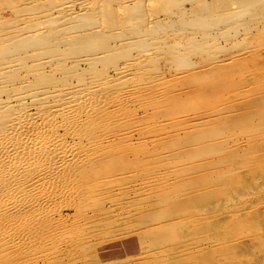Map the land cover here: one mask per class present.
Returning <instances> with one entry per match:
<instances>
[{"label": "rangeland", "instance_id": "obj_1", "mask_svg": "<svg viewBox=\"0 0 264 264\" xmlns=\"http://www.w3.org/2000/svg\"><path fill=\"white\" fill-rule=\"evenodd\" d=\"M129 1L133 7L140 2L145 23L151 19H175L169 11L172 3H179V0ZM180 1L190 13L200 0ZM206 1L221 12L224 8L220 2L231 6L237 1L233 4L236 9L240 0ZM0 8L3 17L14 15L7 6ZM77 10L81 11L79 5ZM259 19L261 23L248 33L240 28L242 33L238 31L232 37L222 38L218 31L222 37L218 38L220 43L216 48L221 46V49L212 50L213 54L218 50L217 54L197 51L191 57V64H181V71L177 68L180 63L172 59V52L157 53L159 65L154 63L153 72L141 71V76L150 79L159 75L163 86L155 88L157 91L145 87L143 92L129 95L130 99L126 98L122 106L108 103L107 122L97 126L99 129L91 127L87 132L81 124L78 128L64 124L60 132L67 134L70 142L74 140L71 138L82 137L83 146L89 139L99 140L100 134L104 142L97 152L93 150L94 156L72 162L60 174L56 173L55 178L51 176L54 182L50 178L46 180L50 189L47 201L34 204L36 207L31 205L14 217L13 213H0V231H4L0 232V264H264V114L255 116L257 121L249 125L251 130L246 124L230 121L253 111L264 98V18ZM169 30L173 31L168 28L166 33L165 30L159 33L164 36ZM124 58L120 63L128 57ZM215 64L233 65V69L221 81L215 78L221 87L210 89L208 85L213 80L205 82L195 76L213 70ZM111 68L110 74L115 75V67ZM162 97L166 102L160 100ZM103 100L105 104L106 98ZM226 121L232 125L229 127ZM219 123L227 127L223 135L214 136V129L222 127ZM71 131L74 133L69 136ZM196 132L203 136L199 138ZM207 133L208 138H204ZM191 136H197L200 142L190 141ZM217 142H224L226 150L189 156V150ZM27 198L31 196L24 197L25 201ZM38 214L39 219L35 217ZM21 219L25 220V227L12 226ZM16 233L20 235L17 237ZM5 235L9 242L3 240Z\"/></svg>", "mask_w": 264, "mask_h": 264}, {"label": "bare ground", "instance_id": "obj_2", "mask_svg": "<svg viewBox=\"0 0 264 264\" xmlns=\"http://www.w3.org/2000/svg\"><path fill=\"white\" fill-rule=\"evenodd\" d=\"M130 2L129 0H116V2L115 0H0V7L7 6L12 9L14 14L11 17L8 15L9 18H6L7 16L3 17L0 8V213H13L14 217V214L22 213L23 210L26 212L25 210H28L31 205L34 206V204L47 201L46 199L50 195V189L47 187L48 182L46 181L48 178L51 179L53 175L55 178L56 173L65 170L72 162L80 158L89 159V156L92 153L94 154L96 149L101 148L104 142L101 134L99 140L89 139L88 144H82L83 146H81L82 137L79 138V134L75 136L79 140L71 138L74 140L70 142L67 139V134L60 132L64 124L74 128L75 126L78 128V124H81L82 129L87 128V132L89 129L91 130V127L96 129L97 126H104L107 122L105 117H108L105 116L109 110L106 107L108 103L111 102L119 106L126 98L130 97L129 95L141 93L145 87L150 86V89H157L159 86H163L162 78L159 75L152 73L154 77L150 79L141 76L143 74L141 71L147 73L146 71L151 69V72H153L152 70L157 64L156 61L159 60L157 58L159 54L157 53L163 51L170 54L172 52L173 58H171L176 60L177 64L180 63L177 68L181 71L179 69L181 64L183 63L182 66L191 64V57L197 51H206L208 55H211L214 53L212 50L215 51L216 46L220 43L219 37L224 36L222 38H227L231 34L240 31V28L245 29L244 32L248 33L249 29L261 23L262 20L259 18H264V0H240L236 9H234L233 4L237 1L232 2L231 6L222 1L220 4L224 9L221 12L215 11L211 2L200 0L190 10L192 11L190 13L187 12L189 10L184 8L183 2L179 0V3H177L178 1L172 3V10L169 11L172 16H175V19L168 18L155 21L151 19V21L145 23L142 22L144 13L141 4H139L140 2L134 7L133 3ZM115 3H117L116 6ZM78 5L81 11L77 10ZM135 9L140 12H134ZM118 10L119 12L124 11L123 13L126 15H119L116 12ZM168 28L173 31L169 30L164 36L159 33L164 30L166 33ZM218 31L222 36L218 35ZM249 33L251 34V32ZM216 49H221V46ZM217 51L215 54H217ZM126 57L128 58L126 59ZM122 58L126 59L125 62L123 61L124 63H120ZM215 58L217 57L215 56ZM221 62L223 63V61ZM111 67H115V75L110 74ZM157 67L159 68V66ZM232 69L233 65L215 64L213 70L195 77L205 82L213 80L212 85L206 83L210 89H213L219 86L215 82L216 79L217 82L221 81ZM151 72L149 75H151ZM198 82L201 84L200 81ZM207 85L204 86L208 88ZM171 91L173 90L171 89ZM154 94L153 96H156V93ZM139 95L143 96L142 94ZM139 95L136 94V96ZM163 97L160 100H164ZM183 97L187 99V96L183 95ZM103 98H106L105 104H103V101H105ZM142 98L140 97V99ZM196 99L199 100V98ZM169 101L171 102V100ZM174 112L170 113L174 114ZM218 114L220 115V113ZM258 114H264V98L253 111L245 115H239L237 119L230 118V121L237 123V125L246 124L245 127L251 130L250 126H253L251 123L256 120L254 118ZM121 115H117L120 121L123 120ZM118 118L116 120H119ZM112 120L115 119L112 118ZM228 123L230 127L232 123L229 121ZM227 124L226 126L220 124L222 127L217 125L218 128H216L217 130L214 129L212 135L215 133H220V136L223 135L222 131L224 127H227ZM255 127L259 128L261 126ZM253 129L255 128L253 127ZM67 130L69 131L68 128ZM206 132L212 133L211 130ZM71 133L74 132L71 131L68 135L70 136ZM196 133L200 138L202 134L199 136V132ZM97 136L99 137V135ZM197 136H191L190 141L199 139ZM206 136L204 138H208L209 134ZM198 142H200V139ZM224 146V142H217L188 152L189 156L194 158L198 155H208L217 151L218 153L219 151L223 152L226 150ZM239 157L242 159L241 156ZM245 160L247 159L245 158ZM28 196H31V199L27 198V201H25L24 197ZM31 214L30 216H32ZM38 216L39 214L35 215L37 219H39ZM31 220H28V222L33 224ZM24 221V219L14 221L17 224L12 226L23 228L26 226ZM9 225L11 226V224ZM31 231L35 230H32L31 227ZM23 238H26V234ZM3 240L9 242L10 238L5 235Z\"/></svg>", "mask_w": 264, "mask_h": 264}]
</instances>
